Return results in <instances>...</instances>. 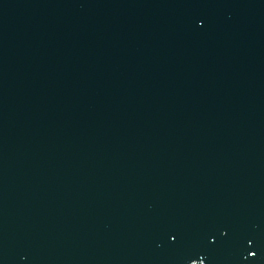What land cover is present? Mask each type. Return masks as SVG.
<instances>
[{"label": "water", "instance_id": "water-1", "mask_svg": "<svg viewBox=\"0 0 264 264\" xmlns=\"http://www.w3.org/2000/svg\"><path fill=\"white\" fill-rule=\"evenodd\" d=\"M0 264H264V0H0Z\"/></svg>", "mask_w": 264, "mask_h": 264}]
</instances>
